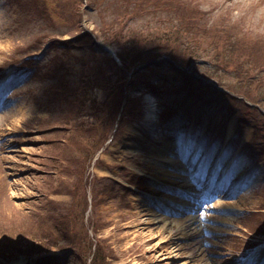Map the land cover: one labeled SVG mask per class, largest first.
<instances>
[{"label": "rangeland", "instance_id": "obj_1", "mask_svg": "<svg viewBox=\"0 0 264 264\" xmlns=\"http://www.w3.org/2000/svg\"><path fill=\"white\" fill-rule=\"evenodd\" d=\"M139 1L0 0V264L264 262V0ZM142 44L160 57L122 87L104 48L134 62ZM83 61L110 66L87 100L67 94Z\"/></svg>", "mask_w": 264, "mask_h": 264}, {"label": "trees", "instance_id": "obj_2", "mask_svg": "<svg viewBox=\"0 0 264 264\" xmlns=\"http://www.w3.org/2000/svg\"><path fill=\"white\" fill-rule=\"evenodd\" d=\"M145 1H147V0H140L139 1V3H145ZM31 6H34L35 8H38L39 10H40V8H42L43 6H44V0H30V2H28ZM134 7V8H139L140 6H143V4H133V5H130V4H128V7L130 8V7ZM128 7H127V9H128ZM187 11L188 10H185V9H182L181 11H180V14L182 15V14H188V13H191L192 15H193V18H195L194 17V12L193 11H188V13H187ZM146 14H149V12L148 11H146ZM191 15V16H192ZM187 23H189V24H191L192 23V21H188ZM120 24V26L122 25L121 23H119ZM125 27L123 26V29H124ZM123 29H121L120 30V35L122 36V32H123ZM111 31L112 32H114L115 34H118V30L116 29V27L115 28H113V29H111ZM142 31H145V30H142ZM178 32H179V30H178ZM222 34H225V35H229V34H227V33H222ZM129 35V39H128V42L129 41H134L132 38H133V36L131 35V34H128ZM215 41H214V43L217 45V43H219L217 40L218 39H214ZM175 42V41H174ZM178 46H180V47H184L185 49H186V47L184 46V44H183V42H181V41H178V42H175ZM151 45L152 44H149L148 46H146V45H144V44H142L140 47H139V51H143L142 52V55L141 56H139L138 57V59L136 60V61H132V62H128L125 58H124V56H122V57H120L121 58V61H122V67H118V66H116L117 68H120L121 69V71L123 72V77H121L120 79H119V81H118V84L119 85H121L122 87L126 84V83H128V84H130L131 86H134L135 85V81H136V79H137V77H140V72L139 71H136L135 72V76L133 75L129 80L126 78L127 77V73H128V71L130 70V69H126L127 68V66L128 65H131V66H135L137 63H142V62H146V61H148V60H152V59H156V58H158V57H160L159 55L158 56H155L154 54H156V52H154V48H151ZM151 49H150V48ZM183 49V48H182ZM217 49H218V47H217ZM219 50V49H218ZM222 54H219L218 52H217V50H216V46H215V51H214V56L215 57H220V56H224L225 58H227V60H228V62H230V59H232L233 61L234 60H236L237 58H236V56L237 55H235L234 53H232L233 51H225V50H219ZM152 52H154V53H152ZM173 53H174V55L173 54H170V53H167V55L169 54V56L171 57V58H173L174 56H177L178 57V55H176L175 53V51L173 50ZM190 53L191 54H197L196 53V51L194 50V49H192L191 51H190ZM216 60V62H217V64H219L218 63V60H219V58L218 59H215ZM84 62L85 61H83V63L82 64H84ZM221 64V63H220ZM98 66H96L94 69H91V67H90V64H87V63H85L84 65H83V67L84 68H86V66H88V69L90 68V73H89V75H87V74H84V76L82 77V79H81V77H80V80H79V82H80V84H79V86H77V87H74L72 90H67V94L69 95V94H71L72 96H75V97H77L78 95H81V96H85V98H86V100L88 99L87 98V95H88V93H89V90H88V86L90 87V89H93L96 85L97 86H99V85H103V84H109L110 85V79H109V77H107V76H105V77H103V75H105V74H107L106 73V71H108V67H110L108 64H107V67L106 68H103L101 65H99V64H97ZM139 65V64H138ZM87 69V68H86ZM88 69L85 71V72H87L88 71ZM137 74V75H136ZM260 74H264V73H260ZM127 85V84H126ZM128 86V85H127ZM134 100H135V97H134ZM130 102H132L131 100H127V102H126V104H124V109H123V113L124 114H122V117H133V113L134 112H132L133 111V109H131V108H129V104H130ZM83 164H81L80 165V168L83 170ZM84 185H85V183H84ZM59 248H61V247H59ZM1 254V253H0Z\"/></svg>", "mask_w": 264, "mask_h": 264}, {"label": "snow or ice", "instance_id": "obj_3", "mask_svg": "<svg viewBox=\"0 0 264 264\" xmlns=\"http://www.w3.org/2000/svg\"><path fill=\"white\" fill-rule=\"evenodd\" d=\"M148 121L153 123L158 119V113L152 109H149V112L146 116ZM183 161L179 159V154L166 153L162 154L160 157V171L162 174L169 177L170 180L175 182H181L186 177L184 176L181 168ZM3 243V240L0 239V244ZM176 264H179V261H176Z\"/></svg>", "mask_w": 264, "mask_h": 264}, {"label": "bare ground", "instance_id": "obj_4", "mask_svg": "<svg viewBox=\"0 0 264 264\" xmlns=\"http://www.w3.org/2000/svg\"><path fill=\"white\" fill-rule=\"evenodd\" d=\"M183 206H186V205H183ZM164 208H165L166 211H168V212L170 211V213L172 212V213H175L176 215H178V212H173V211L169 210V208L166 207V206H165ZM193 218H194V217H193ZM184 221H189V223H191V224L196 222L195 219H192V218H189V219L183 220V222H184ZM161 222H165V226H166V227L171 226L170 230L173 229L175 232H177V234L173 235V236H174V237H173V240L178 241V236H179L180 234H182L181 231H184V224L181 223L180 220H175V219H173L172 217L169 218L168 216L163 215V216H160L159 219L157 218L156 221L153 222V225H154V224H159V223H161ZM176 235H177V237H176ZM192 238H194V235H192ZM180 239H182V237H179V241H180ZM160 243H161V242H160ZM197 244H198V242H197ZM196 248H197V247L195 246V249H196ZM174 251H177V249L174 250ZM247 260L250 261V264H260L259 262H257L258 258L255 257V256H253V255H250V256L247 258ZM261 264H264V263H261Z\"/></svg>", "mask_w": 264, "mask_h": 264}]
</instances>
